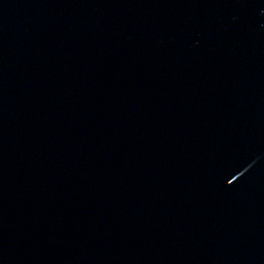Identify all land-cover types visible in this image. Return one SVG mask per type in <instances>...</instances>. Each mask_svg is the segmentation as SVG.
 Wrapping results in <instances>:
<instances>
[{"label":"water","instance_id":"obj_1","mask_svg":"<svg viewBox=\"0 0 264 264\" xmlns=\"http://www.w3.org/2000/svg\"><path fill=\"white\" fill-rule=\"evenodd\" d=\"M0 264H264V0H0Z\"/></svg>","mask_w":264,"mask_h":264}]
</instances>
